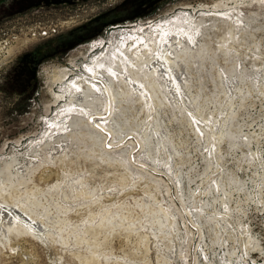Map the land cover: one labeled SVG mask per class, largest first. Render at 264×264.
<instances>
[{
	"label": "rangeland",
	"instance_id": "obj_1",
	"mask_svg": "<svg viewBox=\"0 0 264 264\" xmlns=\"http://www.w3.org/2000/svg\"><path fill=\"white\" fill-rule=\"evenodd\" d=\"M148 35L157 95L128 87L115 112L68 130L89 118L67 100L79 80L116 79L121 48ZM182 35L193 53L169 67L162 50ZM72 60L67 88L51 84ZM0 264H264V0H0Z\"/></svg>",
	"mask_w": 264,
	"mask_h": 264
},
{
	"label": "bare ground",
	"instance_id": "obj_2",
	"mask_svg": "<svg viewBox=\"0 0 264 264\" xmlns=\"http://www.w3.org/2000/svg\"><path fill=\"white\" fill-rule=\"evenodd\" d=\"M70 23H74V22H63V23H61V26H63V28H69L71 26ZM170 38H171L170 50H167V48L164 47L162 52L164 51L163 54L166 56V60L168 62L169 67H174V66L179 67L181 65L180 62L183 63L184 58L189 57L191 52L193 53L194 46L192 47L190 45L191 41L189 40L188 37H186L184 35H182V37H179V38L169 37V39ZM32 40H33V38L31 40L17 39L15 41V42H17L15 47L10 46L6 49L5 58L3 57V60H6V58H10L12 56H15L16 54H18L19 52H21L25 48L31 46L33 43ZM143 45L132 47L129 44V45H127L126 48H121L122 56L127 58L124 61L125 63L123 62L122 59H120L118 57L117 59H115L113 61V64L111 63V67H110V69L112 70V73L114 75H116V79L113 78L112 76H110V74H108L107 72L100 70L99 68H95L94 66L96 65V62L86 63L87 58L83 57L84 54H86V51L81 53L82 57L86 58V60L83 59L85 61H83L81 63V64H84L85 69H83L82 71L81 70H79V71L82 72L81 73L82 75L86 76V74L84 73V70H86V68L94 67L91 69L92 71H94V74L92 76V78H94V79H90V76L87 75L86 77H89V78L86 81L83 80L84 78L79 80L81 82V83H79L80 84L79 86L82 87L83 90H81V91H79L73 95H70L69 92H67L69 94L67 100L71 104H73L75 107H77L79 109H83L87 113H89V118H87V116H84V115H73L66 122V128L68 130H73V128L74 129L76 128L77 130H79L81 128H83L84 130H87L90 128V119H92L93 122L98 124L99 122L96 120H99V118H102V114H104V110L105 111L109 110V111H111V113L115 112V110H117V108H118L117 105L119 103V102L117 103V101L122 99V96L125 95L124 93L126 91V88H128V87L133 89L135 92L141 91L144 95H149L150 97L155 96V94L157 95V88L155 87V85H152V84L146 85L148 78H150V75H153V71L156 69V67L163 65V63L160 60L153 59L152 56H149L150 55L149 52L151 53L152 51L157 50L156 38H153L151 35L146 36L145 46H143ZM78 59L80 60L81 57H79ZM78 59H77V61H79ZM77 61L74 60L72 62L73 64L69 65L70 66L69 70H65L63 68H55L52 71V75L48 76L50 83L55 84V85H59L60 87L67 88V83H66L67 79H68L67 76H68L69 72H74V69L77 66L76 65ZM71 66L74 69H72ZM149 68H151V69L153 68L154 70L153 71L148 70V73H147L146 69H149ZM138 75H141V77H142L141 81H139V79H137V80L135 79V77ZM92 80L95 83H93ZM84 82H85V84H82ZM127 82H129V84H127ZM140 83L145 84V87H140V85H138ZM50 86H52V85H50ZM96 86L102 87L103 92H106L109 94V97H110L109 104H110V106H114L115 108H113V107L108 108V107H106V105H104L105 102L103 101L104 99H103L102 95H100L95 90ZM165 87L167 88L168 92H171V86L170 85L166 84ZM127 95H128V93H127ZM61 98L62 99L66 98L65 94L57 97V99H61ZM107 128H110V127L107 125ZM111 129L112 128H110V130ZM46 142H48V141H46ZM44 145H47V144L44 143ZM14 164H16L15 159L10 161L7 164L6 168L9 169Z\"/></svg>",
	"mask_w": 264,
	"mask_h": 264
},
{
	"label": "built area",
	"instance_id": "obj_3",
	"mask_svg": "<svg viewBox=\"0 0 264 264\" xmlns=\"http://www.w3.org/2000/svg\"><path fill=\"white\" fill-rule=\"evenodd\" d=\"M111 1V0H110ZM115 1V0H113ZM94 10V6L92 8H88L83 11V13L87 14L88 12L92 13ZM67 15H69L68 13H66ZM76 16H70L68 19H66L65 21H59L57 24H53L51 23H47L44 25H36L33 28H30L28 30V32H26L24 34V38L23 39H30V38H34L36 40L35 43L37 42H42V41H46L50 38H53L55 36H57L59 33H61L62 31L69 29L71 27H74L77 23H78V18H79V14L75 12ZM74 22V23H70V27L69 28H63V26H61L62 22ZM29 37V38H26ZM105 150L106 151H112V145L111 144H107L105 146Z\"/></svg>",
	"mask_w": 264,
	"mask_h": 264
},
{
	"label": "flooded vegetation",
	"instance_id": "obj_4",
	"mask_svg": "<svg viewBox=\"0 0 264 264\" xmlns=\"http://www.w3.org/2000/svg\"><path fill=\"white\" fill-rule=\"evenodd\" d=\"M25 61V60H24ZM23 62V61H22ZM22 62H20V64L19 63H17L16 64V67H20L21 68V71L22 72H25V73H27V74H29L30 76H31V79H32V77H34V72L31 70V69H29L28 70V68H26L27 67V65H23V63ZM26 64V63H25ZM15 67V68H16ZM28 70V71H27ZM14 71V69L12 70V72ZM12 72H11V75H12ZM10 90H12L13 91V88H10ZM17 90L19 91V93L20 94H25L26 93V91L28 90V87H22V85L21 86H19L18 88H17Z\"/></svg>",
	"mask_w": 264,
	"mask_h": 264
}]
</instances>
